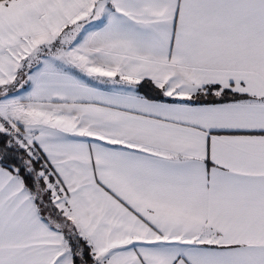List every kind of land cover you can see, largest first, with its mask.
<instances>
[{
  "label": "snow or ice",
  "instance_id": "6c2138e0",
  "mask_svg": "<svg viewBox=\"0 0 264 264\" xmlns=\"http://www.w3.org/2000/svg\"><path fill=\"white\" fill-rule=\"evenodd\" d=\"M0 264H264V0H0Z\"/></svg>",
  "mask_w": 264,
  "mask_h": 264
}]
</instances>
